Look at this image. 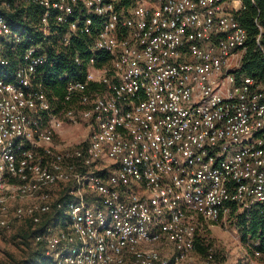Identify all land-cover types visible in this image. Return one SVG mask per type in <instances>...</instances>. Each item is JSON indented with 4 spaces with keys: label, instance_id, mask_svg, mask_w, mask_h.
<instances>
[{
    "label": "built area",
    "instance_id": "2783aa9c",
    "mask_svg": "<svg viewBox=\"0 0 264 264\" xmlns=\"http://www.w3.org/2000/svg\"><path fill=\"white\" fill-rule=\"evenodd\" d=\"M0 8V187L22 189L26 213L14 224L61 211L35 237L51 264H219L211 251L196 254L200 222L264 206V78L238 72L243 3L0 0ZM75 42L84 77L67 79L58 101L39 73L49 52ZM80 124L82 141L56 145L65 126Z\"/></svg>",
    "mask_w": 264,
    "mask_h": 264
},
{
    "label": "trees",
    "instance_id": "16d2710c",
    "mask_svg": "<svg viewBox=\"0 0 264 264\" xmlns=\"http://www.w3.org/2000/svg\"><path fill=\"white\" fill-rule=\"evenodd\" d=\"M242 3L244 8L240 11L237 20L246 30L247 42L246 52L238 72L264 78V0H242ZM1 13L2 9L0 8ZM258 35H260L259 45L256 43V37ZM37 40L29 41V43L37 42ZM75 43V45L71 44V47H68L66 50H61L58 53L50 54L49 52L48 62L41 68L39 73L44 83L47 96L50 98L57 97L58 101L64 96V85L67 79H83L84 77L83 67H79L72 62L75 51L79 55H84L82 47L79 45L80 42ZM24 46V43H22L15 51H9L10 66L3 71L4 75L7 73L10 75L14 64L18 60L19 51ZM100 60L105 61L106 56H101ZM7 78L9 80V77ZM234 210L235 208L232 207L229 215L234 214ZM61 215L60 210L54 211L47 216L45 215V217L43 216L44 218L42 217L41 223L37 225L29 220L22 221L23 223H27V229L20 236L24 240L23 244L29 249L20 260L15 261V264H51V258L45 253L44 244L35 241V237L43 233L45 227L51 221H53V224H56L61 218ZM238 217L240 218L239 225L243 231V238L245 239L248 236L255 242L253 250L250 249L252 258H259V256H254V250L258 251L260 257L263 258L262 264H264V206L254 205L247 215L240 214ZM61 224H64V222H61ZM30 244L34 247H31ZM195 251L200 257L208 251H211L215 256L210 244L205 245L199 243V241L196 242ZM246 264L248 263L246 262Z\"/></svg>",
    "mask_w": 264,
    "mask_h": 264
},
{
    "label": "rangeland",
    "instance_id": "374dc122",
    "mask_svg": "<svg viewBox=\"0 0 264 264\" xmlns=\"http://www.w3.org/2000/svg\"><path fill=\"white\" fill-rule=\"evenodd\" d=\"M87 134L86 127L81 124L65 126L56 136L55 143L56 145H74L82 141ZM240 214V212H236L214 223L201 221L198 226L197 242L199 241V243L205 245L210 244L219 264H246L245 252L252 258L250 249L253 250L255 242L248 236L245 239L243 238V231L239 225L240 218L238 215ZM16 224L19 225V229L16 231L13 240L16 242L15 247L19 248V254L14 256V264L29 249L23 244L24 240L20 236L27 229V223L18 222ZM50 225H53V221L50 222ZM30 246L34 247L32 244ZM7 255L12 256L11 253ZM262 261L263 258L259 256L254 263L262 264Z\"/></svg>",
    "mask_w": 264,
    "mask_h": 264
},
{
    "label": "clouds",
    "instance_id": "9594fccd",
    "mask_svg": "<svg viewBox=\"0 0 264 264\" xmlns=\"http://www.w3.org/2000/svg\"><path fill=\"white\" fill-rule=\"evenodd\" d=\"M233 7L239 10L242 7V0H233ZM64 151H72V149ZM76 151L79 149L77 148ZM53 156H56L55 152ZM5 191L3 187H0V264H14L13 258L19 254V248L15 247L16 242L13 240L19 225L14 224V221L22 218L26 213L21 211L24 201L18 195L23 190L18 188L17 193L10 195H6ZM8 253L12 256L7 255Z\"/></svg>",
    "mask_w": 264,
    "mask_h": 264
}]
</instances>
